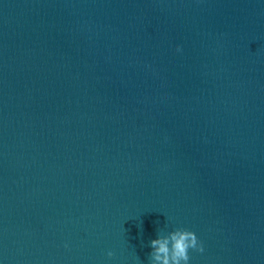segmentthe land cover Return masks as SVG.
<instances>
[{
	"label": "water",
	"instance_id": "95a60500",
	"mask_svg": "<svg viewBox=\"0 0 264 264\" xmlns=\"http://www.w3.org/2000/svg\"><path fill=\"white\" fill-rule=\"evenodd\" d=\"M0 264H264V0H0Z\"/></svg>",
	"mask_w": 264,
	"mask_h": 264
}]
</instances>
